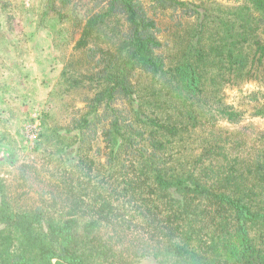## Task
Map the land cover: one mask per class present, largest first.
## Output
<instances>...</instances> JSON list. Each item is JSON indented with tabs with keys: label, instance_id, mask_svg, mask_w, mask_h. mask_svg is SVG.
<instances>
[{
	"label": "trees",
	"instance_id": "obj_1",
	"mask_svg": "<svg viewBox=\"0 0 264 264\" xmlns=\"http://www.w3.org/2000/svg\"><path fill=\"white\" fill-rule=\"evenodd\" d=\"M49 13L88 57L87 73L62 71L67 90L93 94L62 129L76 158L50 197L24 207L0 181V264H264V134L218 126L241 122L223 88L264 77V0H47Z\"/></svg>",
	"mask_w": 264,
	"mask_h": 264
},
{
	"label": "rangeland",
	"instance_id": "obj_2",
	"mask_svg": "<svg viewBox=\"0 0 264 264\" xmlns=\"http://www.w3.org/2000/svg\"><path fill=\"white\" fill-rule=\"evenodd\" d=\"M46 4L47 0H0V181L8 196L24 207L38 205L43 193L50 197L54 170L74 162L75 144L62 129L86 112V98L93 94L86 88L67 90L62 71L87 73L88 57L75 49L80 35L71 22H59L52 13L44 15ZM172 32L160 36L165 55L175 43ZM221 95L241 113V122L220 121L218 126L233 130L250 125L259 139L264 118L254 117L253 107L257 101L264 102V77L227 85ZM118 105L125 107L123 102ZM56 132L65 140L58 141ZM192 141L187 146L195 148ZM258 144L253 142L248 149L256 151ZM93 145L103 152L101 138ZM102 156L98 160L104 162ZM23 165L33 169L24 173Z\"/></svg>",
	"mask_w": 264,
	"mask_h": 264
}]
</instances>
